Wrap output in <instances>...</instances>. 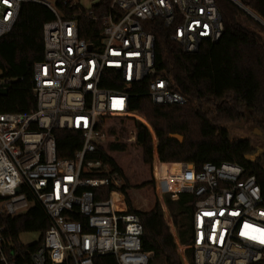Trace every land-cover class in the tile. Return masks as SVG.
Instances as JSON below:
<instances>
[{"label": "built area", "instance_id": "2783aa9c", "mask_svg": "<svg viewBox=\"0 0 264 264\" xmlns=\"http://www.w3.org/2000/svg\"><path fill=\"white\" fill-rule=\"evenodd\" d=\"M61 1L75 12L62 17L57 0H0V37L12 30L23 2L44 5L54 15L42 25V58L32 64L34 105L0 112V214L24 212L30 195L49 220L29 264H108V257L113 264H149L141 250L140 219L127 212L123 176L94 157L107 142L136 144L137 122L151 134L154 190L181 264H250L263 258L264 205L255 176L227 161L199 168L184 160L161 161L151 125L128 109L131 85L142 82L153 103L186 101L168 79L154 75V37L144 24L160 20L171 28V40L193 52L203 40L222 36L217 0H98L88 7L81 0ZM99 16V41L79 37L78 20ZM10 81L0 66V87ZM125 119L133 121L118 126ZM55 129L79 132L81 146L72 157L56 156ZM104 187L110 188L98 197ZM164 194L194 196L189 244L178 240ZM19 260L0 226V264Z\"/></svg>", "mask_w": 264, "mask_h": 264}, {"label": "trees", "instance_id": "16d2710c", "mask_svg": "<svg viewBox=\"0 0 264 264\" xmlns=\"http://www.w3.org/2000/svg\"><path fill=\"white\" fill-rule=\"evenodd\" d=\"M238 1L264 21V0ZM217 4L223 21L222 36L217 41L203 40L193 52L183 50L181 45L171 40V28L165 27L160 20L154 19L144 24L154 37V75L168 79L170 89L182 94L186 101L181 104L153 103L143 93L145 82H142L131 85L128 109L144 116L151 125L161 161L184 160L192 162L196 168L204 162L239 164L244 169V175L255 176L264 205V173L245 159L251 149L250 143L247 138L230 137L232 125L242 123L247 118L264 120V27L230 0H217ZM56 5L64 18L75 12V9L68 11L61 0H57ZM105 5L101 8L95 5V10L102 11ZM53 18L52 12L44 5L23 2L12 30L0 37V66L4 76L11 79L5 87H0V112H24L34 105L32 64L42 58V25ZM100 20L101 16L95 21L79 19V37L97 43L101 31ZM102 84L116 87L113 82L104 81ZM135 126L136 147L140 150L141 161L151 166V134L143 125L135 123ZM170 133L182 135L183 141L170 138ZM53 135L58 158L72 157L81 146L77 131L55 129ZM126 147L122 142H107L104 147H97L94 157H99L123 176L125 185L121 191L127 212L136 213L140 219L141 250L149 255V264H181L158 200L155 199L148 210H137L133 206L129 194L131 181L114 158L115 153L123 152ZM144 186H154L152 173L147 181L133 188ZM109 188H102L97 196L105 197ZM3 198L0 196V204ZM194 199L191 194H180L176 199L164 194L178 240L184 245L189 244L192 238ZM27 200L29 207L24 212L0 214L4 239L20 254L18 264L30 263L31 252L39 245L49 227L48 217L41 205L30 195H27ZM29 231L40 232L39 240L21 245L18 235ZM185 251L188 259H191V251ZM108 259V264H113V259ZM250 264H264V257Z\"/></svg>", "mask_w": 264, "mask_h": 264}, {"label": "rangeland", "instance_id": "374dc122", "mask_svg": "<svg viewBox=\"0 0 264 264\" xmlns=\"http://www.w3.org/2000/svg\"><path fill=\"white\" fill-rule=\"evenodd\" d=\"M98 0H81V4L85 7L96 3ZM250 12V11H249ZM133 120H121L117 122L118 126L130 125ZM255 128V129H253ZM264 131V120H253L247 118L242 123L231 126L230 137L232 139L237 137L252 138L254 133L258 130ZM126 149L123 152L115 153L114 158L118 165L122 168L123 173L131 181L132 188L129 194L131 195L132 203L137 210H147L150 208L157 196L155 194L154 186H144L139 189L133 188L134 185L139 184L143 181H147L152 173V165L144 164L141 161L140 150L136 147V144L125 143ZM40 232H22L18 235V241L21 245H29L35 243L40 238Z\"/></svg>", "mask_w": 264, "mask_h": 264}, {"label": "flooded vegetation", "instance_id": "af4514ba", "mask_svg": "<svg viewBox=\"0 0 264 264\" xmlns=\"http://www.w3.org/2000/svg\"><path fill=\"white\" fill-rule=\"evenodd\" d=\"M254 134L251 139L246 135L242 137L248 139L251 147L250 151L245 155V159L247 162L260 168L264 173V131L260 129Z\"/></svg>", "mask_w": 264, "mask_h": 264}, {"label": "water", "instance_id": "95a60500", "mask_svg": "<svg viewBox=\"0 0 264 264\" xmlns=\"http://www.w3.org/2000/svg\"><path fill=\"white\" fill-rule=\"evenodd\" d=\"M230 1L233 2L242 11H244L246 14H248L250 17H252L254 20H256L257 22H259L264 27V21L256 13H254L253 11H251L250 9H248L244 4H242L238 0H230ZM137 124L140 125V122H137ZM168 136L170 138H173V139L177 140L178 142H182L183 139H184L183 136L180 135V134H178V133H170ZM163 189L165 190V186L164 185H163ZM15 191L18 192L19 191V188H16Z\"/></svg>", "mask_w": 264, "mask_h": 264}, {"label": "snow or ice", "instance_id": "6c2138e0", "mask_svg": "<svg viewBox=\"0 0 264 264\" xmlns=\"http://www.w3.org/2000/svg\"><path fill=\"white\" fill-rule=\"evenodd\" d=\"M5 3H7V0H5Z\"/></svg>", "mask_w": 264, "mask_h": 264}, {"label": "crops", "instance_id": "0c3cea01", "mask_svg": "<svg viewBox=\"0 0 264 264\" xmlns=\"http://www.w3.org/2000/svg\"><path fill=\"white\" fill-rule=\"evenodd\" d=\"M148 209H149V208H148ZM148 209H147V210H148Z\"/></svg>", "mask_w": 264, "mask_h": 264}, {"label": "bare ground", "instance_id": "6f19581e", "mask_svg": "<svg viewBox=\"0 0 264 264\" xmlns=\"http://www.w3.org/2000/svg\"><path fill=\"white\" fill-rule=\"evenodd\" d=\"M251 13V12H250Z\"/></svg>", "mask_w": 264, "mask_h": 264}]
</instances>
